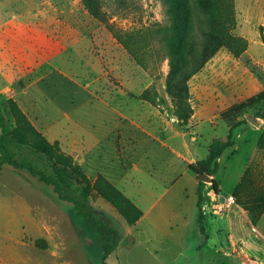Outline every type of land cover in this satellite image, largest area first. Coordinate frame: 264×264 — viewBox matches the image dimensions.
I'll use <instances>...</instances> for the list:
<instances>
[{
	"label": "rangeland",
	"instance_id": "rangeland-1",
	"mask_svg": "<svg viewBox=\"0 0 264 264\" xmlns=\"http://www.w3.org/2000/svg\"><path fill=\"white\" fill-rule=\"evenodd\" d=\"M234 2L237 23L233 29L247 40V49L234 56L222 47L192 76L188 90L197 107L184 122L167 90L169 33L164 32L176 15L177 28L183 32L178 33L180 37L200 43V29L207 23L206 0H102L105 22L92 15L82 0H0L4 114L15 126L7 101L16 99L32 123L54 141L60 126L58 112L51 106L59 99L65 101V93H70L76 102L73 106L84 104L75 113L84 115H71L66 128L71 127L74 134L89 133V97H94L119 114L115 142L123 166L139 153L150 161L172 154L182 174L191 161L208 158L214 136L229 133L223 111L264 89V0ZM178 6H188V13L180 14ZM186 16L191 24L184 23ZM248 111L243 115L245 123L234 130L235 144L219 158L221 167L215 177L223 195L235 192L249 165L254 167L252 177L264 188V119L254 123L247 117L254 109ZM85 141L69 139L65 148L74 154L61 147L82 164L87 162L82 150ZM195 179L197 193L203 195L206 234L202 240L198 237L202 232L198 218L197 224L194 219L195 195L186 186V206L194 223L183 244L148 240L146 229L129 228L111 203L95 196L98 209L110 212L123 230L108 264H264V211L257 217L236 200L230 208L234 212L221 213L219 230L215 220L219 200L212 183ZM7 219L14 224L13 238L1 243L9 245L8 253L13 249L14 264H22V259L24 264H101L96 245L81 234L85 219L73 204L57 199L53 186L28 170L5 164L0 169V226ZM130 233L140 238L132 239Z\"/></svg>",
	"mask_w": 264,
	"mask_h": 264
},
{
	"label": "trees",
	"instance_id": "trees-1",
	"mask_svg": "<svg viewBox=\"0 0 264 264\" xmlns=\"http://www.w3.org/2000/svg\"><path fill=\"white\" fill-rule=\"evenodd\" d=\"M92 15L105 22L106 15L101 10L102 0H82ZM208 13L207 23L200 29V43L194 38L186 40L180 37L181 29L177 28L179 17L174 15L166 39L170 71L167 90L176 104L177 116L186 122L197 107V100L188 90V82L222 47H226L234 56H240L248 46L242 36L234 32L237 23L234 0H206ZM188 6H178L180 14L188 13ZM189 16L184 17L185 24H191ZM186 37L188 34H185ZM8 105L15 117L16 125L12 126L4 114L0 103V169L8 164L16 170H28L45 184L53 186L57 199L73 204L78 215L85 219L86 227L81 234L89 243L95 244L96 254L100 255L101 264H108L110 254L119 246L123 230L114 217L101 212L95 204V196H100L133 225L144 214L130 197L104 175L92 180L83 166L73 156L64 151L59 141H51L29 119L16 99L8 98ZM256 119L264 118V89L247 100L235 103L222 113V118L230 125L226 137L214 136L209 146V156L197 163H191L195 172L215 175L220 170L219 158L224 151L235 144L234 130L245 123L243 115ZM264 141V134H263ZM253 169L247 166L242 179L233 193L235 201L249 209L252 215L259 217L264 211V188L254 180ZM213 186L217 194L221 192V183L213 177ZM241 196L242 199H241ZM199 228L206 234L203 208V195L198 192Z\"/></svg>",
	"mask_w": 264,
	"mask_h": 264
},
{
	"label": "crops",
	"instance_id": "crops-1",
	"mask_svg": "<svg viewBox=\"0 0 264 264\" xmlns=\"http://www.w3.org/2000/svg\"><path fill=\"white\" fill-rule=\"evenodd\" d=\"M71 96L70 93L66 92L65 101L59 99L56 101V104L51 106V108H54L58 112L56 117L59 119L58 124L60 126L57 134L58 137L54 138V141H59L60 145L64 149H67L65 145H67L69 139L73 138L75 140V137H77V142H82L85 141L86 135L88 141H85L82 150L85 152L87 157L85 161L87 162H81V165L83 168L85 167L84 170L89 177L95 180L99 175H104L144 211L143 216L135 224L130 225L127 222L131 226L129 228L136 231L141 229V227L146 229V234H148V240L150 241L160 239L162 243L165 241L166 245H174L175 240H180L182 244L185 243L188 239L187 232L192 228L194 219L195 224H197L196 221L199 215V209L197 211V181L195 179L199 178L190 168V164L194 163V161H191L187 165L182 174L179 173L181 171L180 165L175 164L172 154H169L165 159L150 161L141 158L142 155L139 153L134 160H130L127 163V167H125L126 165L123 166L121 163V154L115 142L118 139L120 126L118 112L107 110L103 103L95 100L94 97H89V133L78 130L77 134H74L71 127H66L71 121V115L76 114V108H80L84 104H75L73 106V102L75 101H72ZM83 115L80 114L81 118H83ZM260 119L262 117L256 119L257 122ZM87 142L88 144L86 145ZM67 150L73 153V149L70 148ZM182 177L186 179L179 184ZM212 177H215V175H212ZM186 186L188 192L190 189H193L195 195L194 204L196 214L194 215V219L192 213L186 206ZM212 187L214 190L213 183ZM232 196L233 193L223 195L221 184V192L217 194L216 199L219 200V203L216 202L220 210L217 217H215V220L218 221L217 225L219 230L222 225L221 213L234 212L233 209H230L236 204L235 199L231 198ZM175 199H178L176 204ZM226 209L231 211H227ZM222 210L224 212H221ZM234 219H236L235 215L231 217V225L228 227L231 234L234 233L235 229L232 226ZM13 227V222L8 219L0 226V264H14L13 249L12 253H8L10 251L9 245L7 246L6 243H1V239L13 238ZM209 230H211V233L213 231L215 232L213 227H210ZM129 235L132 236V239L140 238L138 234L133 235L130 233ZM2 236L5 237L2 238ZM198 237L202 240L204 238L203 233ZM221 238L219 236L217 240L220 241ZM22 264H24V259H22Z\"/></svg>",
	"mask_w": 264,
	"mask_h": 264
},
{
	"label": "water",
	"instance_id": "water-1",
	"mask_svg": "<svg viewBox=\"0 0 264 264\" xmlns=\"http://www.w3.org/2000/svg\"><path fill=\"white\" fill-rule=\"evenodd\" d=\"M248 120H250L254 123H257L256 118L252 115H248ZM195 173L199 179L204 180V181H210L213 183V177L209 173H200V172H195Z\"/></svg>",
	"mask_w": 264,
	"mask_h": 264
},
{
	"label": "built area",
	"instance_id": "built-area-1",
	"mask_svg": "<svg viewBox=\"0 0 264 264\" xmlns=\"http://www.w3.org/2000/svg\"><path fill=\"white\" fill-rule=\"evenodd\" d=\"M231 198H232V199H234V197H233V196H232Z\"/></svg>",
	"mask_w": 264,
	"mask_h": 264
}]
</instances>
